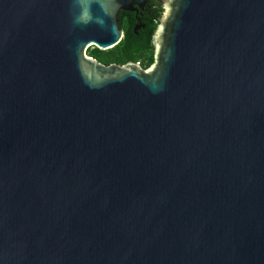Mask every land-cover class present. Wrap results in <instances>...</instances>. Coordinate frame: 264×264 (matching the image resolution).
<instances>
[{"label":"water","instance_id":"water-1","mask_svg":"<svg viewBox=\"0 0 264 264\" xmlns=\"http://www.w3.org/2000/svg\"><path fill=\"white\" fill-rule=\"evenodd\" d=\"M148 1L0 0V264H264V0H153L147 70L87 55Z\"/></svg>","mask_w":264,"mask_h":264},{"label":"trees","instance_id":"trees-1","mask_svg":"<svg viewBox=\"0 0 264 264\" xmlns=\"http://www.w3.org/2000/svg\"><path fill=\"white\" fill-rule=\"evenodd\" d=\"M149 11L139 16L144 27L138 29L137 33L133 28L139 21L130 12L120 11L118 27L123 31L120 42L108 50L91 48L89 55L103 64L138 63L142 69L147 70L154 63L155 48L152 38L158 25L160 7H151Z\"/></svg>","mask_w":264,"mask_h":264},{"label":"flooded vegetation","instance_id":"flooded-vegetation-1","mask_svg":"<svg viewBox=\"0 0 264 264\" xmlns=\"http://www.w3.org/2000/svg\"><path fill=\"white\" fill-rule=\"evenodd\" d=\"M158 6L160 7V12H161L162 7H161L158 3L154 2L153 0H149L148 3H147L143 8H137L135 11L130 12V14H132V15H133V16L139 21L138 24H135L136 26L139 27L138 29L144 27V24H141V23H140V18H139V16H143L144 13H146V12H150L149 9H150L151 7H158ZM160 12H159V13H160ZM135 25H134V26H135ZM138 29H137V30H138ZM136 32H137V31H136ZM91 48H94V47L91 46V47H89V48L86 50V53H87L88 56H90V55H89V51H90ZM91 57H93V56H91ZM95 59H96V58H95Z\"/></svg>","mask_w":264,"mask_h":264},{"label":"built area","instance_id":"built-area-1","mask_svg":"<svg viewBox=\"0 0 264 264\" xmlns=\"http://www.w3.org/2000/svg\"><path fill=\"white\" fill-rule=\"evenodd\" d=\"M136 64H138V63H136Z\"/></svg>","mask_w":264,"mask_h":264}]
</instances>
